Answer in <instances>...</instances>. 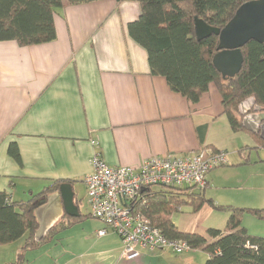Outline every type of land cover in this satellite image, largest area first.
I'll list each match as a JSON object with an SVG mask.
<instances>
[{
	"label": "crops",
	"instance_id": "obj_1",
	"mask_svg": "<svg viewBox=\"0 0 264 264\" xmlns=\"http://www.w3.org/2000/svg\"><path fill=\"white\" fill-rule=\"evenodd\" d=\"M139 15L137 0L70 3L55 12V40L28 46L0 41V191L13 201H28L55 180H69L74 202L80 199L79 215H84L74 227L93 218L84 179L93 170L95 152L116 167L209 148L227 151L223 169L237 177V185L252 189L239 197L242 204H231L264 208V182L255 178L263 165H258L260 158L252 159L256 141L231 128L214 83L193 102L165 77L150 73L147 50L128 34V23ZM11 142L18 145L21 164L8 153ZM220 168L210 171L206 188L218 179ZM63 215L68 214L63 210L56 223ZM246 216L243 226L264 236V225ZM96 220L93 237L83 232L71 248L62 245L60 233L28 250L25 264H178L154 253L162 249L125 261L121 237L113 232L99 236L105 223ZM25 238L0 244V264L15 262ZM85 241L89 257L82 259Z\"/></svg>",
	"mask_w": 264,
	"mask_h": 264
},
{
	"label": "trees",
	"instance_id": "obj_2",
	"mask_svg": "<svg viewBox=\"0 0 264 264\" xmlns=\"http://www.w3.org/2000/svg\"><path fill=\"white\" fill-rule=\"evenodd\" d=\"M90 1L97 0H0V41L15 40L23 46L51 42L57 37L56 10L66 4ZM137 1L140 15L128 23V34L147 50L150 73L165 77L173 90L193 102L214 83L222 94L224 113L231 128L250 133L256 148H264V139L243 127L238 112L239 105L251 97L256 106L264 108V42L251 40L245 44L241 48L244 62L240 72L225 79L213 64L219 36L212 34L199 40L195 30L196 18L222 29L241 5L252 0ZM8 153L21 164L16 142L10 143ZM66 182L71 183L55 180L28 201H13L9 193L0 191V244L26 235L13 264H25L28 250L49 243L62 230L84 218L81 214L63 215L43 239L35 240L38 229L35 210L46 202L49 193L59 190ZM157 186L147 187L136 207L167 238L184 240L191 250L205 251L208 256L205 264H264V236L251 234L242 224L245 214L264 219V208L216 205L205 196L206 187ZM75 200L79 208L80 199ZM205 203L229 212L225 229L211 227L202 234L183 231L173 222L172 215L182 206L189 204L198 210Z\"/></svg>",
	"mask_w": 264,
	"mask_h": 264
},
{
	"label": "built area",
	"instance_id": "obj_3",
	"mask_svg": "<svg viewBox=\"0 0 264 264\" xmlns=\"http://www.w3.org/2000/svg\"><path fill=\"white\" fill-rule=\"evenodd\" d=\"M91 162L93 170L84 181L90 213L105 223L98 235H119L122 258L130 262L145 250L166 249L176 254L191 250L186 241L167 238L137 210L141 193L157 185L204 188L210 171L228 163V153L207 148L188 155H154L138 165L112 167L95 152Z\"/></svg>",
	"mask_w": 264,
	"mask_h": 264
},
{
	"label": "water",
	"instance_id": "obj_4",
	"mask_svg": "<svg viewBox=\"0 0 264 264\" xmlns=\"http://www.w3.org/2000/svg\"><path fill=\"white\" fill-rule=\"evenodd\" d=\"M195 30L199 40L212 34L219 36L218 51L213 57V64L223 78L233 77L240 72L244 62L241 48L251 40L264 42V0H252L241 5L222 29L196 18ZM255 103L253 97L246 99L239 105L238 112L242 117L243 127L260 134L264 139V108L256 106ZM74 196L72 184L62 183L59 190L48 197L47 203L35 210L38 221L36 241L48 234L63 210L70 216L79 215Z\"/></svg>",
	"mask_w": 264,
	"mask_h": 264
},
{
	"label": "rangeland",
	"instance_id": "obj_5",
	"mask_svg": "<svg viewBox=\"0 0 264 264\" xmlns=\"http://www.w3.org/2000/svg\"><path fill=\"white\" fill-rule=\"evenodd\" d=\"M246 133L247 134L245 135H247V137H249L248 135L251 136L250 133L248 132ZM251 145L252 146L255 145L254 141L251 142ZM257 152L258 153L255 152L252 153V159L258 160L260 158V160L264 161V148L262 147L257 148ZM258 165H263V166H259V168H257L259 172H257L255 178H257L259 181L264 182V163L260 162ZM221 167L222 168L217 167L220 168L219 169L220 176L215 182H211L210 185L205 189V196L207 198H211L216 205L227 206L232 204H242V203H237V202H242L241 200H238L239 197L240 196L241 198L244 197L248 192L251 194L252 189H248V187L247 189H244L241 187V185H237L236 183L238 180L237 177L230 178L229 176L231 174V171L223 169L224 166ZM235 175L239 176V174H235ZM154 187L158 188V186H154ZM77 190L81 196L84 195V189L82 186H78ZM258 192L262 193L260 191ZM82 211L84 213L88 212V206L86 205L85 202L82 205ZM246 215H249L248 217L250 219H254V221H259L256 223H262L258 225H264V219H260L252 214H245L243 218L247 217ZM228 218H229V212L227 210H218L213 205L208 203H205L198 210H194V208L191 205L186 204L182 206L179 211L175 212L172 215V220L179 227V229L183 231L198 232L202 234H206L207 229L211 227L225 229ZM96 221H97L96 218L93 217L88 219L87 223L82 222L80 224L75 225L74 227H70L62 230L60 233H63L62 235L64 236V238L62 239L63 244L62 243L61 244L64 245L65 247L70 246L72 248V244H74L79 238L82 237L83 232H88L91 234L90 237L91 236L93 237L94 236L93 234H95L96 226L94 224L97 223ZM89 248H90V243L86 241L80 246V250L84 252V254L82 255L83 256L82 259H84L85 257L86 258L89 257V256H85ZM154 253L161 254L162 256L166 257L167 260L174 261L175 263L178 262V264L180 263L205 264L208 257L207 253L201 249L191 250L183 254H176L170 250L156 251ZM2 256L0 255V260ZM190 256L192 258L191 261L189 260ZM57 261L59 262V259Z\"/></svg>",
	"mask_w": 264,
	"mask_h": 264
}]
</instances>
